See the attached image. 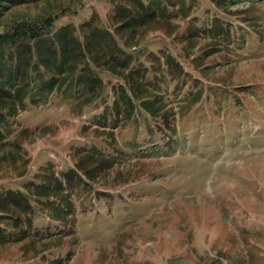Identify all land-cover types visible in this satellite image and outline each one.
<instances>
[{
	"label": "rangeland",
	"instance_id": "rangeland-1",
	"mask_svg": "<svg viewBox=\"0 0 264 264\" xmlns=\"http://www.w3.org/2000/svg\"><path fill=\"white\" fill-rule=\"evenodd\" d=\"M0 38V264H264V0H0Z\"/></svg>",
	"mask_w": 264,
	"mask_h": 264
},
{
	"label": "trees",
	"instance_id": "trees-1",
	"mask_svg": "<svg viewBox=\"0 0 264 264\" xmlns=\"http://www.w3.org/2000/svg\"><path fill=\"white\" fill-rule=\"evenodd\" d=\"M0 40H1V38H0ZM47 80H44V81H47ZM56 83L57 82L55 81V79L50 81V83L47 84V86H45V85L37 86L36 84L32 85V83H30L31 86L29 85V96H33V94L35 92H37V93H40L43 97L38 96L36 98H30L29 97V99H23L22 103H21V109L26 106V104H25L26 100H29L28 102H30L33 105H38V104H42L43 102H45V99L48 98V96L52 94V92L54 91V88L58 85ZM33 86L36 87V91L31 92V89L33 88ZM18 107H20V104L17 105V108ZM18 109H20V108H18ZM49 181H50V179H49ZM59 188L61 189L60 184H57L56 186H49L48 185L47 187L44 188V191H47V192L51 191V192L55 193V192H58L60 190ZM10 200H11V198H10Z\"/></svg>",
	"mask_w": 264,
	"mask_h": 264
}]
</instances>
